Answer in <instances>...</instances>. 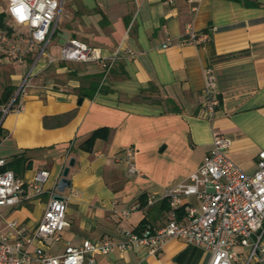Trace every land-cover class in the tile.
<instances>
[{"label":"crops","instance_id":"0c3cea01","mask_svg":"<svg viewBox=\"0 0 264 264\" xmlns=\"http://www.w3.org/2000/svg\"><path fill=\"white\" fill-rule=\"evenodd\" d=\"M167 1L65 0L61 42L75 39L105 56L117 51L119 59L102 84L96 64L39 63L21 98V112L2 116L0 159L6 164L17 156L27 165L19 176L8 170L17 179L28 182L35 172L46 170L45 188L50 190L73 160L66 175L69 186L60 193L66 199L68 226L57 247L33 246L55 255L84 240L119 241L142 220L162 225L166 210L160 203L144 207L145 198L161 196L191 174L209 151L212 132L230 141L228 159L242 172H254L256 155L264 149V0ZM58 22L59 17L56 27ZM188 29L205 34L206 41L181 44ZM59 47H50L48 54L57 57ZM125 50L134 58L126 59ZM27 65L25 59L11 65L0 55V93L5 87L15 91L27 76ZM206 69L213 73L219 102L211 122L202 112ZM95 83L92 92L89 86ZM101 128L108 130L106 139L95 140L90 152L81 151L90 133ZM128 147L134 153L133 176L113 160ZM46 202L44 195L3 208L1 214L31 230ZM133 205L139 209L127 218L119 215ZM141 252L94 255V260L206 262L200 249L179 242L167 243L156 258Z\"/></svg>","mask_w":264,"mask_h":264},{"label":"built area","instance_id":"2783aa9c","mask_svg":"<svg viewBox=\"0 0 264 264\" xmlns=\"http://www.w3.org/2000/svg\"><path fill=\"white\" fill-rule=\"evenodd\" d=\"M2 2L3 13L11 28L10 34L0 30V55L7 61L20 63L32 54V67L54 62L96 64L102 84L119 59L117 51L105 56L100 49L75 39L64 42L57 57H52L47 47L55 32L60 0ZM21 4L24 6L23 14H14L12 8ZM205 41V34H196L188 29L181 44L199 45ZM125 54L128 60L134 58L130 50H125ZM22 83L8 105L0 108L2 115L9 111L21 112ZM214 90L213 73L206 69L202 112L208 122L213 120L219 105ZM17 96V101L12 104ZM229 146L228 139L212 132L210 149L191 174L165 189L161 196L145 198L144 207L165 204L167 209L162 225L153 226L145 222L132 231L123 232L119 241L114 242L108 237L95 242L84 240L81 245L66 246L55 255L33 246V243L56 244L68 226L66 199L60 195L62 190L57 183L46 190L49 178L46 170L35 172L28 182L17 179L8 170L0 171V264H95L94 255L106 257L135 251H143L147 257L156 258L169 242L200 249L206 256L205 264H264V149L256 155L254 172L246 174L225 155ZM133 158L130 147L113 156L115 163L123 165L127 176L137 174ZM4 164L0 159V169ZM44 195L47 196L45 209L31 230L1 214L3 208L11 209ZM138 209V205H133L120 211L119 215L127 218Z\"/></svg>","mask_w":264,"mask_h":264},{"label":"trees","instance_id":"16d2710c","mask_svg":"<svg viewBox=\"0 0 264 264\" xmlns=\"http://www.w3.org/2000/svg\"><path fill=\"white\" fill-rule=\"evenodd\" d=\"M235 1V0H233ZM0 30L6 31L8 34L11 33V28L9 27V23L7 21V18L3 12H0ZM96 83L93 85V87L89 86L91 88V91L94 92L96 90ZM13 89L11 87H5L3 88L2 92L0 93V108L5 107L8 105L10 100L13 97ZM82 96H80L81 98ZM18 96L14 99L12 104H15L17 101ZM2 116V113L0 112V118ZM4 133L2 132L0 128V141L4 138ZM108 136V130L101 128L94 130L90 133V135L84 140V142L80 145L79 149L84 152H90L92 144L95 140H104ZM27 169V165L24 164V160L21 158L19 159L17 156L13 157L7 162L0 171H6L10 170L12 171L16 176H19L22 172H24ZM163 210H166L165 204L162 202L160 203ZM145 223V221H140L137 226L142 225ZM136 229V228H135Z\"/></svg>","mask_w":264,"mask_h":264},{"label":"rangeland","instance_id":"374dc122","mask_svg":"<svg viewBox=\"0 0 264 264\" xmlns=\"http://www.w3.org/2000/svg\"><path fill=\"white\" fill-rule=\"evenodd\" d=\"M60 3H61V5H60V13H59L58 27L55 28L54 35H53V37L51 38V40H50V42L48 44L47 50H50V47H52L54 45L59 47L63 43V42H61V38L58 35V32H59L58 30H59V28H61L60 27L61 26L60 24H61V21L63 19L64 10L66 8V6H65V0H60ZM3 10H4V4L0 0V12L3 11ZM31 57H32V54L31 55H28L27 57L24 58L25 59V62L27 64H29V65L26 66L25 70L23 71L24 77L26 75L28 76V74L29 75L33 74L36 71V69H37V66H34V67L31 66V63H32ZM8 63L12 65L13 63H16V62L10 60V61H8ZM46 78H49V77H46ZM32 81H33V77H30V76H28L26 79H24V81L23 80L21 81V83L23 82L22 83V95H24L25 93H27V91H29V88H30V85H31V82ZM21 83L17 86V88L21 85ZM46 85H49V83H47ZM17 88L15 89L14 93L16 92ZM262 241H264V237H263ZM58 244L59 243L54 244L55 247H57ZM182 245H184V244H182ZM184 246H187V245H184ZM141 253L144 254V252H141ZM178 261L179 260L174 259V260L171 261L172 262L171 264H179ZM160 264H162V263H160ZM237 264H241V263L238 262Z\"/></svg>","mask_w":264,"mask_h":264},{"label":"water","instance_id":"95a60500","mask_svg":"<svg viewBox=\"0 0 264 264\" xmlns=\"http://www.w3.org/2000/svg\"><path fill=\"white\" fill-rule=\"evenodd\" d=\"M16 94L13 95V97H15ZM79 103V102H78ZM3 116V115H2ZM2 116L0 118V122H1V119H2ZM73 165V160L72 159H69L68 163H67V166L65 168H63L62 172H61V175H60V178L57 182V187L60 189V190H63L64 188H68L69 186V182L68 180L66 179V175H67V172H68V168L72 167Z\"/></svg>","mask_w":264,"mask_h":264},{"label":"clouds","instance_id":"9594fccd","mask_svg":"<svg viewBox=\"0 0 264 264\" xmlns=\"http://www.w3.org/2000/svg\"><path fill=\"white\" fill-rule=\"evenodd\" d=\"M16 3H17V0H13V4H16ZM12 11H13L14 14L21 13V15H22L23 14V11H24L23 4H21L20 7H14V8H12Z\"/></svg>","mask_w":264,"mask_h":264}]
</instances>
